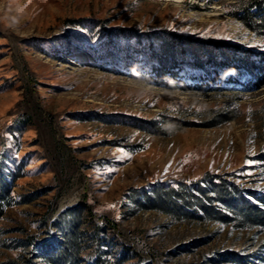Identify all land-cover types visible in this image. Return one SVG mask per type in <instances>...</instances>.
<instances>
[{
	"label": "rangeland",
	"instance_id": "obj_1",
	"mask_svg": "<svg viewBox=\"0 0 264 264\" xmlns=\"http://www.w3.org/2000/svg\"><path fill=\"white\" fill-rule=\"evenodd\" d=\"M239 4L0 0V264H51L65 212L78 264H264V225L146 198L224 179L264 207V36Z\"/></svg>",
	"mask_w": 264,
	"mask_h": 264
},
{
	"label": "trees",
	"instance_id": "obj_2",
	"mask_svg": "<svg viewBox=\"0 0 264 264\" xmlns=\"http://www.w3.org/2000/svg\"><path fill=\"white\" fill-rule=\"evenodd\" d=\"M232 16L242 21L243 24L256 34L264 36V0H240V4L236 12ZM173 38H178L173 34ZM141 42L140 39H138ZM160 52L154 56L159 60V66L155 67L157 76L163 77V68L166 67L168 61L174 62L175 60V44L170 42L167 36L161 37ZM181 52H188L194 58L196 53L193 50H188L185 47ZM209 53V51H208ZM202 66V63H196ZM264 72V65H261ZM163 73V74H162ZM213 185V192L215 195H206L203 187H198L200 195L194 191L188 190L187 186L184 187H169L157 186L151 194H147V208L157 209L165 213L175 215L179 212L189 214L195 208L200 207L204 212H216L221 214L220 221L229 218L228 214L240 215L244 220L254 226L264 225V207L251 200L238 190L235 185L229 184L226 180H221L219 183L210 181L208 183ZM11 186L4 173V166L0 167V220L3 217L6 207L10 204ZM206 199V201H205ZM216 202L222 204V208L215 204ZM224 211V212H223ZM228 212V213H227ZM69 213H61L54 221L55 226H58L64 237L62 247L59 251L52 253L48 262L51 264H78L74 255L75 233L78 226V221L67 219Z\"/></svg>",
	"mask_w": 264,
	"mask_h": 264
}]
</instances>
